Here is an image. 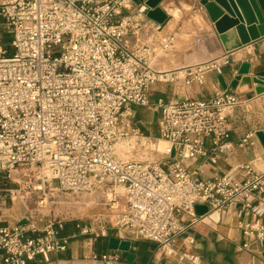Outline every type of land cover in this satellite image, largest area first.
I'll return each mask as SVG.
<instances>
[{
  "label": "built area",
  "instance_id": "1",
  "mask_svg": "<svg viewBox=\"0 0 264 264\" xmlns=\"http://www.w3.org/2000/svg\"><path fill=\"white\" fill-rule=\"evenodd\" d=\"M133 3L0 0V14L13 31L15 50L7 56L0 49V174L4 185L11 169H25L28 191H21L39 194L37 209L0 227V264H29L38 257L50 262L74 240L88 251L85 259L125 264L118 253L100 255L93 249L111 228L158 244L167 258L204 264L185 248L195 244L193 237L178 245L201 218L198 205L226 214L238 208L256 214L257 220L241 228L249 241L264 239V173L245 164L240 167L242 179L232 171L205 181L201 168L191 171L184 164L200 156L218 162L230 139L228 123L240 105L238 97L217 91L208 100L159 98L154 104L151 99L156 85H204L209 73L231 63L230 56L170 71L153 68L157 48L140 36L144 14L123 13ZM173 40H163L159 49L168 53ZM135 107L160 113L159 138L146 137L134 123ZM253 137L249 133L243 143ZM159 140L170 144L164 154L173 151V161L118 156L121 141L155 146ZM54 185L62 195L99 197L98 204L108 213L85 219L67 211L42 213L54 198ZM21 191L0 188V217L1 193L15 201L25 197ZM71 222L76 231L63 234ZM248 246L249 242L244 245Z\"/></svg>",
  "mask_w": 264,
  "mask_h": 264
},
{
  "label": "crops",
  "instance_id": "2",
  "mask_svg": "<svg viewBox=\"0 0 264 264\" xmlns=\"http://www.w3.org/2000/svg\"><path fill=\"white\" fill-rule=\"evenodd\" d=\"M200 1L165 0L160 7L168 13L169 18L163 25H159L144 15L140 36L142 40L155 44L157 48L152 58V67L157 70L170 71L204 63L225 54L230 56L231 63L218 72L209 73L204 85L193 84L186 87L182 82L173 85H156L151 93L152 103L155 104L159 98H164L166 101L185 97L208 100L214 97L217 91H228L235 94L240 100V105L229 119L230 139L226 142L225 150L218 162L212 164L208 157L200 156L187 160L184 164L191 171L201 168L200 178L205 181L213 180L232 171L242 179L240 167L245 164H251L258 172L264 173V148L256 136L258 131H264V93L257 94L258 85L255 83L241 84L240 81L235 80L242 63L252 64L251 75L264 71V38L227 53L214 24ZM138 11H140V4L134 2L123 13L127 15ZM168 37L174 38L173 44L168 53H163L159 49V44ZM12 42L13 31L0 14V49L5 50L7 56L14 49ZM220 78L226 83L227 89L224 88ZM143 109L135 107L134 123L141 130H149V135L159 134L160 113L148 108L151 111L145 115L142 113ZM153 123L157 126L154 132L151 130ZM249 133H254V137L247 143H243ZM206 145L211 150V138L206 139ZM90 199H92L91 202H76L81 207H73L74 209L68 207V211H65L71 215L76 213L77 215H73L76 219H85L88 215L107 212L98 204L101 201L99 197L90 196L88 200ZM68 205L73 204L68 203ZM91 205L94 207L90 214L87 212L90 208L88 206ZM14 206L11 210L15 208ZM29 210L30 208L27 207L24 214L23 210L16 208V211L8 214L10 210L3 209L0 227L21 221ZM257 218L256 214L240 208L231 214L209 211L201 216L185 235L180 237L178 245L186 243V237H193L195 244L186 245L185 248L188 252L200 256L204 264H264V239L249 241L241 228V224L253 222ZM183 220H188L187 215L183 217ZM75 231V222H71L67 224L63 234H73ZM113 238L129 243V251L112 250L110 241ZM247 242L249 246L245 248L244 245ZM93 249L100 255L118 253L125 264H185L175 258L165 257L156 243L143 241L129 231H118L112 228L109 236L95 243ZM86 255L88 251L83 248V243L80 240H74L67 251L53 254L50 262H45L38 257L29 264H104L101 261L85 259Z\"/></svg>",
  "mask_w": 264,
  "mask_h": 264
},
{
  "label": "water",
  "instance_id": "3",
  "mask_svg": "<svg viewBox=\"0 0 264 264\" xmlns=\"http://www.w3.org/2000/svg\"><path fill=\"white\" fill-rule=\"evenodd\" d=\"M164 1L134 0L136 3L139 2L140 12L159 25L165 24L169 18L168 13L160 7ZM200 3L214 24L227 53L264 38V0H201ZM251 66V63H242L235 80L240 81L241 84L255 83L258 85L257 94H263L264 71L251 75ZM220 79L227 89L224 80ZM256 136L264 148V131H258ZM208 212L209 208L206 205L196 207L198 216H204ZM110 248L128 252L130 245L113 238L110 241Z\"/></svg>",
  "mask_w": 264,
  "mask_h": 264
},
{
  "label": "rangeland",
  "instance_id": "4",
  "mask_svg": "<svg viewBox=\"0 0 264 264\" xmlns=\"http://www.w3.org/2000/svg\"><path fill=\"white\" fill-rule=\"evenodd\" d=\"M12 36V34H11ZM15 50L12 49L11 52L9 53V56H12L14 54ZM141 109L145 108V107H140ZM150 109L146 108L143 109L142 113L145 115H148L150 113ZM135 121V120H134ZM151 130L152 132H154L155 130H157V126L155 123H153L151 125ZM144 135L146 137L149 138H159L158 133L155 135H149V130L146 129H142ZM156 133V132H155ZM148 142H146L145 146H141L140 144L135 143V141H125V143H121L119 145L118 148H120L121 146H126V147H130L129 149L132 150L131 154L129 158H124L122 157L121 152L119 151L120 154V158L121 159H126V160H136V161H155V162H166V161H173L175 156L173 154V151L170 153L169 156H166L164 153L166 151V149H169L171 146L169 143H167L164 140H159L156 142V145H149L147 144ZM135 147V148H134ZM166 157V158H165ZM168 157V158H167ZM25 169H17V168H13L11 169V177L9 180H7L4 185L2 182V175L0 174V188H8L11 190H19L21 191V189H25L27 190V186L25 184L26 179H25ZM56 185H54V198L49 200V204L47 206L46 209L42 210V213L44 214H49L50 211H52V213L56 212V213H62L63 211L67 210L68 211V207L73 208V207H81L78 206V204H76V202L79 201H92V199L88 200L89 197L91 195H86V194H78V193H68L65 195H62L61 193H59L56 190ZM25 190L21 191V194L23 196H25L23 199L22 198H17V200L12 201L11 197L9 195V193H1L2 196V200L4 201V209H9L10 211L8 212V214L12 211H16V208H19V210H23V213L25 212V209L30 208V210H34L37 209V203L35 201V198H37V196H39L38 193H34L33 195H29L28 193H26ZM28 191V190H27ZM60 202L61 204H53V202ZM69 202L75 203L72 206L68 205ZM15 205V206H14ZM15 207L14 209L11 210L12 207ZM90 208H88L89 212L87 213H92L93 210V205L88 206ZM74 209V208H73ZM72 212L74 210H71ZM77 211V210H76ZM25 214V213H24ZM76 213H74L73 215L75 216ZM71 215L73 218L74 216ZM77 215V214H76Z\"/></svg>",
  "mask_w": 264,
  "mask_h": 264
},
{
  "label": "bare ground",
  "instance_id": "5",
  "mask_svg": "<svg viewBox=\"0 0 264 264\" xmlns=\"http://www.w3.org/2000/svg\"><path fill=\"white\" fill-rule=\"evenodd\" d=\"M121 143H125V141H121L120 143H118V145H117V153H118V156H120V154H119V151L121 152V154H122V157H124V158H129L130 157V155H128V154H131L132 153V150H130L128 147H126V146H121L120 148H118L119 147V145L121 144ZM135 148V147H134ZM122 160H126V159H122Z\"/></svg>",
  "mask_w": 264,
  "mask_h": 264
}]
</instances>
